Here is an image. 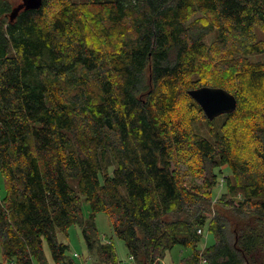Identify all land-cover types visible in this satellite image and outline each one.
<instances>
[{"label": "trees", "instance_id": "16d2710c", "mask_svg": "<svg viewBox=\"0 0 264 264\" xmlns=\"http://www.w3.org/2000/svg\"><path fill=\"white\" fill-rule=\"evenodd\" d=\"M12 6L0 0V264H49L45 244L73 264L57 236L72 226L95 264H118L99 212L134 264L176 246L180 264H264V62L249 59L264 55V0H43L10 23ZM199 87L235 111L209 121Z\"/></svg>", "mask_w": 264, "mask_h": 264}, {"label": "rangeland", "instance_id": "374dc122", "mask_svg": "<svg viewBox=\"0 0 264 264\" xmlns=\"http://www.w3.org/2000/svg\"><path fill=\"white\" fill-rule=\"evenodd\" d=\"M10 1L13 2L12 7H14L17 4H19L21 0H10ZM76 1L79 2L81 0H76ZM197 16L199 17V14H197ZM258 37H262V34H259ZM215 40H216V33L214 32L205 37L204 43L208 46L211 43H213ZM249 59L252 61L264 62V55H259V56L253 55L250 56ZM216 120H219V118L217 117ZM195 129L201 136L209 140H213V136L209 133L208 126L206 125L205 122L201 121L200 123H197ZM106 162H108L107 163L109 165L108 168L109 171H111L113 165L110 163L111 161L108 156L106 157ZM223 170H224V174L229 173L227 170L225 169ZM196 182L199 183V181ZM71 184L75 186L74 183ZM223 186H224V182L221 181L217 187L218 193H221L223 191ZM3 188H4L3 178L0 175V198L3 195V190H4ZM216 198L217 196L215 197V199ZM214 202L212 204V213H210L208 217H212L215 214L216 203ZM81 207H82L83 217L85 219L88 218L90 209L82 196H81ZM94 222L98 230V233L102 239V242L105 243L111 241L113 243L118 264H134L133 260L128 256L127 250L123 242L114 236L108 217L103 212H99L95 215ZM203 232H204L203 236H200L201 237V243L199 245L200 250L204 249L206 245L211 244L213 241L212 235L209 234L207 227L205 228L203 227ZM57 236L59 242H62L68 246L67 255L72 258L73 264L96 263V255L94 253L88 252L80 227L72 226L68 229L66 234L58 233ZM44 251L49 264H53L46 244L44 246ZM189 253H190L189 249H184L176 246L166 254L165 259L160 260L158 263L155 264H180L181 261L189 255ZM75 254H77V256H74ZM1 262H2V254L0 248V263Z\"/></svg>", "mask_w": 264, "mask_h": 264}, {"label": "water", "instance_id": "95a60500", "mask_svg": "<svg viewBox=\"0 0 264 264\" xmlns=\"http://www.w3.org/2000/svg\"><path fill=\"white\" fill-rule=\"evenodd\" d=\"M42 5L43 0H21L10 9L7 15L9 22H14L21 11L39 10ZM188 95L201 108L209 121L231 114L237 106L236 97L222 88L199 87L189 90Z\"/></svg>", "mask_w": 264, "mask_h": 264}, {"label": "built area", "instance_id": "2783aa9c", "mask_svg": "<svg viewBox=\"0 0 264 264\" xmlns=\"http://www.w3.org/2000/svg\"><path fill=\"white\" fill-rule=\"evenodd\" d=\"M204 232H203V228H199L197 229V235L199 236H203ZM203 251V249L201 250V252ZM74 256H77V254H75ZM132 259V258H131ZM205 260L204 259H200V264H204Z\"/></svg>", "mask_w": 264, "mask_h": 264}]
</instances>
